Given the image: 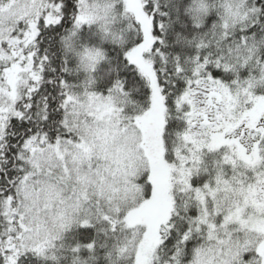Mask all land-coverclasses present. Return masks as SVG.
I'll list each match as a JSON object with an SVG mask.
<instances>
[{
  "label": "snow or ice",
  "instance_id": "6c2138e0",
  "mask_svg": "<svg viewBox=\"0 0 264 264\" xmlns=\"http://www.w3.org/2000/svg\"><path fill=\"white\" fill-rule=\"evenodd\" d=\"M0 264H264V0H0Z\"/></svg>",
  "mask_w": 264,
  "mask_h": 264
}]
</instances>
